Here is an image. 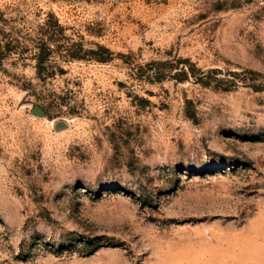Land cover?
Segmentation results:
<instances>
[{
  "label": "rangeland",
  "instance_id": "obj_1",
  "mask_svg": "<svg viewBox=\"0 0 264 264\" xmlns=\"http://www.w3.org/2000/svg\"><path fill=\"white\" fill-rule=\"evenodd\" d=\"M0 14V264H264V0Z\"/></svg>",
  "mask_w": 264,
  "mask_h": 264
},
{
  "label": "trees",
  "instance_id": "obj_2",
  "mask_svg": "<svg viewBox=\"0 0 264 264\" xmlns=\"http://www.w3.org/2000/svg\"><path fill=\"white\" fill-rule=\"evenodd\" d=\"M0 17H1V14H0ZM55 24L59 27L57 21H56ZM56 32H59V31L56 30ZM39 50H40V53L37 56L38 57V60H37V65L38 66L37 67H38V73L42 74L43 73L42 69L44 67L43 65L46 62V59L48 58L47 56L49 55L50 51H52V48H50V42H47V41L41 42V46L39 47ZM90 51H93V50L90 49ZM71 55L73 57H76V56L79 57V58L83 57V56L75 55V54H71ZM97 60L104 61V60H107V58L105 56H102V57L97 58ZM191 71L193 72V70H191ZM181 72L184 75H187L188 70L183 69V70H181ZM194 79H196L197 82H199V83H206L205 77L202 76V75L201 76L197 75V76H195Z\"/></svg>",
  "mask_w": 264,
  "mask_h": 264
}]
</instances>
